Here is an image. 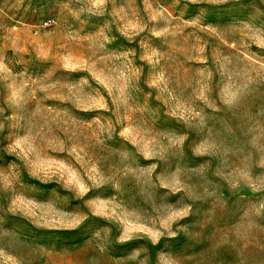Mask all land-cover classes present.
<instances>
[{"label":"rangeland","instance_id":"374dc122","mask_svg":"<svg viewBox=\"0 0 264 264\" xmlns=\"http://www.w3.org/2000/svg\"><path fill=\"white\" fill-rule=\"evenodd\" d=\"M0 264H264V0H0Z\"/></svg>","mask_w":264,"mask_h":264}]
</instances>
